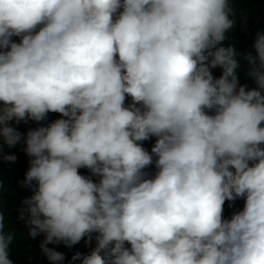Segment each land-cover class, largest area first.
<instances>
[{
  "label": "clouds",
  "instance_id": "9594fccd",
  "mask_svg": "<svg viewBox=\"0 0 264 264\" xmlns=\"http://www.w3.org/2000/svg\"><path fill=\"white\" fill-rule=\"evenodd\" d=\"M235 17L230 0H0V160L23 143L17 219L48 264L82 240L68 264H264V29L248 89L223 46Z\"/></svg>",
  "mask_w": 264,
  "mask_h": 264
},
{
  "label": "trees",
  "instance_id": "16d2710c",
  "mask_svg": "<svg viewBox=\"0 0 264 264\" xmlns=\"http://www.w3.org/2000/svg\"><path fill=\"white\" fill-rule=\"evenodd\" d=\"M235 12H236V25L226 35L228 39L223 42V46L227 47L230 44L235 46L237 56L236 59L239 62V67L236 69L239 83L241 85H247L248 89L256 87L254 81L247 76L249 68L246 56L250 53L256 56L253 43L255 40L256 32L260 29H264V0H230ZM17 39V38H14ZM222 73L220 68L213 70V75L219 77ZM58 117V114L50 113L47 120L41 123L50 122ZM35 122H29L28 124L21 123L18 128L21 132H26L29 128L36 127ZM155 137H152L148 141L143 142V146L148 151L151 148L146 146L147 143L154 144ZM23 143L18 144L16 147L8 149L4 148V154H15L17 156L16 163L12 164L7 161L0 160V213L3 214V231L5 234L11 232L14 234V239L10 245L9 258L13 261V264H48L46 258L42 257L40 249L38 247L42 240V237L31 239L27 237V229L23 227L22 223L18 221L17 209L22 206L21 201L29 196L32 192L23 188L20 185V181H23L25 172L28 168V157L23 153ZM82 174H88L86 169L80 170ZM147 171L154 172V166ZM243 199H238L233 203L232 207H229V202H225L224 205V217L228 218L234 211L241 210L243 208ZM49 247H55L57 251L65 254L64 264H68L71 256L79 251L81 253H87L91 249L86 247L82 240L79 244L73 246L71 249L64 245H48ZM92 246H95L93 241ZM79 264V261L75 262Z\"/></svg>",
  "mask_w": 264,
  "mask_h": 264
},
{
  "label": "rangeland",
  "instance_id": "374dc122",
  "mask_svg": "<svg viewBox=\"0 0 264 264\" xmlns=\"http://www.w3.org/2000/svg\"><path fill=\"white\" fill-rule=\"evenodd\" d=\"M152 145H153V144H150V143H147V144H146V146H147L148 148H151Z\"/></svg>",
  "mask_w": 264,
  "mask_h": 264
}]
</instances>
